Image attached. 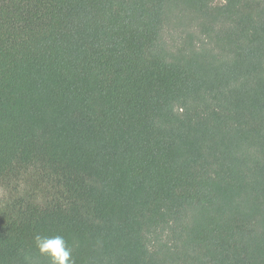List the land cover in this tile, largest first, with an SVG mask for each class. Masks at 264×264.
Masks as SVG:
<instances>
[{
    "label": "trees",
    "instance_id": "trees-1",
    "mask_svg": "<svg viewBox=\"0 0 264 264\" xmlns=\"http://www.w3.org/2000/svg\"><path fill=\"white\" fill-rule=\"evenodd\" d=\"M0 264H264V0H0Z\"/></svg>",
    "mask_w": 264,
    "mask_h": 264
},
{
    "label": "clouds",
    "instance_id": "clouds-1",
    "mask_svg": "<svg viewBox=\"0 0 264 264\" xmlns=\"http://www.w3.org/2000/svg\"><path fill=\"white\" fill-rule=\"evenodd\" d=\"M35 243L42 255L49 257L51 264H75L71 250L61 235L45 236L37 234Z\"/></svg>",
    "mask_w": 264,
    "mask_h": 264
},
{
    "label": "rangeland",
    "instance_id": "rangeland-1",
    "mask_svg": "<svg viewBox=\"0 0 264 264\" xmlns=\"http://www.w3.org/2000/svg\"><path fill=\"white\" fill-rule=\"evenodd\" d=\"M13 186H16L20 189L23 188L25 186V181L23 177L15 178V180L12 181L10 185H0V198H2L6 194V192L12 189Z\"/></svg>",
    "mask_w": 264,
    "mask_h": 264
}]
</instances>
